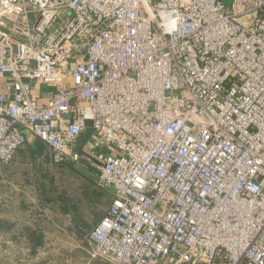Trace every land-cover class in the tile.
<instances>
[{"label": "built area", "instance_id": "2783aa9c", "mask_svg": "<svg viewBox=\"0 0 264 264\" xmlns=\"http://www.w3.org/2000/svg\"><path fill=\"white\" fill-rule=\"evenodd\" d=\"M229 1L0 0V164L91 159L104 264H264V0Z\"/></svg>", "mask_w": 264, "mask_h": 264}, {"label": "crops", "instance_id": "0c3cea01", "mask_svg": "<svg viewBox=\"0 0 264 264\" xmlns=\"http://www.w3.org/2000/svg\"><path fill=\"white\" fill-rule=\"evenodd\" d=\"M92 136L90 131L83 133L77 139L76 147L79 149L91 147L93 142ZM44 149L45 147L42 143L33 138H29L27 143L17 151L15 155L16 159L13 161L11 160L8 164H0V168L10 169L23 167V165L26 167L29 161L20 159L22 154L29 151L32 155L42 156ZM45 161L48 162L49 160ZM68 167L80 172L85 178L83 179L84 183L78 185L77 188L68 189L63 187L58 190L55 186L56 180L54 176L51 173H47L43 176L42 182L46 185L44 186V190L41 189V193L44 195H31L30 198L28 195H0V233L7 235L6 247L10 246L11 249H15L14 247L22 249L19 252L11 250V253L14 254H12V256H6L4 259L7 264H23L25 262L29 264V255L35 257L34 255L37 250L42 248L45 244L42 239L44 238V233L53 228L52 226H55L54 224H50L47 228L45 227L46 221L50 220L46 215L43 216L42 224H39V219L36 221H29L30 211L28 210L37 206L39 203L41 204V202H44L45 205L50 208L49 212L50 215L53 216L54 221L59 217L69 218L70 224L67 229H70L72 226L73 220L71 217L79 215V210L82 208L85 209L87 216L90 215L89 219L92 220L91 217L97 215L94 211V207L96 208L99 202L104 205L101 207V213L97 216L98 219L96 223L105 213L110 203V198L109 195H105L106 197L104 195H95L94 190L96 189L95 181L97 178V169L94 167L93 161L91 159H83L79 163L72 164ZM45 188L48 189V191L45 190ZM103 199L105 201H103ZM75 222L77 223L78 220H75ZM93 227L94 225L85 226L84 230H82L83 228L81 229V232L87 233L91 231ZM40 233H43L42 236ZM20 259L21 262H19ZM90 261L92 264H103L96 259H91Z\"/></svg>", "mask_w": 264, "mask_h": 264}, {"label": "rangeland", "instance_id": "374dc122", "mask_svg": "<svg viewBox=\"0 0 264 264\" xmlns=\"http://www.w3.org/2000/svg\"><path fill=\"white\" fill-rule=\"evenodd\" d=\"M15 155L12 161L16 159ZM20 159L29 161L26 165L27 168L24 165L23 167L8 168L9 170L7 168H0V195H28L29 198L31 195H44L41 193V189L44 190V186L46 185L42 182L43 176L47 173H51L54 176L56 180L55 186L58 190L63 187L74 189L77 188L78 185L84 183L83 179L85 178L80 172L68 167L70 165L54 163L45 149L42 156L32 155L27 151L22 154ZM45 160L49 161L47 162ZM96 189L94 190L95 195H108L106 192ZM45 190L48 191L46 188ZM103 201L105 200L103 199ZM96 206V208L94 207V211L97 215H93L91 217L92 220L89 219L90 215L87 216L84 208L80 209L79 215L71 217L73 223L70 229H67L70 224L69 218L59 217L54 221L53 216H51L49 212L50 208H48L44 202L29 209V221H36L39 219V224H42L43 216L46 215L50 220L46 221L45 227L47 228L50 224L55 225L52 226L53 228L48 232L44 233V238L42 239L45 244L42 248L37 250L34 255L35 257L29 255V264H92L90 261L91 259H96L103 263L98 258L93 257L95 248L88 240L90 231L87 233L81 232L84 230L85 226L96 224V220L98 219L97 216L100 215L101 207L104 205L99 202ZM75 220H78V222L76 223ZM42 234L43 233H40L41 236ZM7 239L6 234L0 233V264H7L4 259L6 256H12V254H14L11 253V250L14 252L22 250L16 247H14L15 249H11L10 246L6 247ZM19 262H21V259ZM23 264L28 263L25 262Z\"/></svg>", "mask_w": 264, "mask_h": 264}, {"label": "water", "instance_id": "95a60500", "mask_svg": "<svg viewBox=\"0 0 264 264\" xmlns=\"http://www.w3.org/2000/svg\"><path fill=\"white\" fill-rule=\"evenodd\" d=\"M223 3L226 4L227 6L230 5V1L229 0H223Z\"/></svg>", "mask_w": 264, "mask_h": 264}]
</instances>
